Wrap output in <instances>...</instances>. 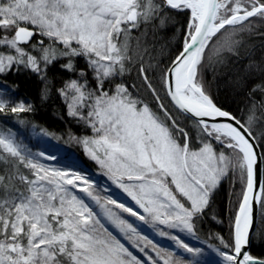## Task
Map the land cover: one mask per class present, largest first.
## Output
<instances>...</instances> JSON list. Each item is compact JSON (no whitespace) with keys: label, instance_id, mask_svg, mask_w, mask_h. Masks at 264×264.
I'll return each mask as SVG.
<instances>
[{"label":"snow or ice","instance_id":"obj_1","mask_svg":"<svg viewBox=\"0 0 264 264\" xmlns=\"http://www.w3.org/2000/svg\"><path fill=\"white\" fill-rule=\"evenodd\" d=\"M167 9L190 11L183 49L162 75L167 96L186 119L196 118L202 134L235 153V162L211 143L198 150L191 147V137L152 86L142 63L138 74L163 116L135 98L123 83H115L111 93L105 90L106 82L113 83L114 77L129 70L126 61L131 58L127 42L119 43L121 33ZM253 17L264 20V0H0V74L22 66L44 79L48 66L65 58L60 67L74 73V58L84 57L95 88L88 87L81 70V79L67 80L60 96L68 114L85 120L95 133L82 141L90 158L142 210L112 198L102 202L85 176L48 168L23 153L10 131L0 134V264H186L158 248L107 205L143 224L195 235L197 214L232 168L239 169L244 188L234 216L233 241L221 239L231 251L216 249L217 255L223 264H264L243 250L253 225V204L264 207L251 142L254 117L250 115L245 125L215 106L197 83L198 66L212 38L226 26L250 25ZM9 107L14 114L32 110L23 102L10 104L0 98V112ZM217 117H226L229 123H208ZM79 193L100 207L103 218ZM112 229L145 257L134 256ZM157 231L192 256L201 253L175 235ZM149 247L155 257L147 253Z\"/></svg>","mask_w":264,"mask_h":264},{"label":"trees","instance_id":"obj_2","mask_svg":"<svg viewBox=\"0 0 264 264\" xmlns=\"http://www.w3.org/2000/svg\"><path fill=\"white\" fill-rule=\"evenodd\" d=\"M155 2L159 3L160 0ZM161 18L165 20L163 24ZM189 20V10L167 9L148 22L141 20L139 26L131 32L121 33L119 43L127 42V55L131 58L130 62L126 61L129 70L123 76L114 77L113 83L106 82L104 87L111 93L115 89V83H123L135 98L148 104L154 113L163 116L151 89L138 74L142 63L148 70L152 86L177 123L191 137V147L198 150L203 143H211L217 152L223 151L235 162V153L223 148L212 137L202 134L193 120L186 119L171 105L165 93L162 75L183 49ZM251 20L253 23L250 25L245 22L244 26L237 25L235 28L226 26L227 30L222 29L212 38L213 42L205 49L198 66L197 83L215 106L235 116L245 125H248L250 115L254 117L251 130L262 155L264 189V20L256 17ZM65 62L66 58L48 66L44 79L22 66L0 74V98L7 99L10 104L23 102L32 109L30 112L14 114L9 107L0 112V134L10 131L23 140L34 134L46 135L63 151L61 157L53 159L51 163L72 170L71 162L66 158H74L82 167L96 172L98 167L91 161L82 143L93 136L92 128L85 120L68 114L66 102L59 93L67 80L81 79V70L86 73L90 89L95 88L96 81L84 57L74 58V73L60 67ZM25 145L32 149L29 143ZM2 167L3 164L0 163V168ZM103 177L101 175L96 184L92 185V190L101 197L102 202L106 199L102 186ZM243 188L239 169H230L213 191L203 212L197 214L193 235L197 244L194 247L199 248L202 253L208 248L231 251L222 246L221 239L229 243L233 241V221ZM107 207L112 208V205ZM146 251L152 257L156 256L150 247ZM248 254L264 261V207L260 204L257 226ZM133 255L141 259L139 254ZM173 258L185 261L186 264H205L195 263L189 257L174 253ZM160 264L163 262L160 261Z\"/></svg>","mask_w":264,"mask_h":264},{"label":"rangeland","instance_id":"obj_3","mask_svg":"<svg viewBox=\"0 0 264 264\" xmlns=\"http://www.w3.org/2000/svg\"><path fill=\"white\" fill-rule=\"evenodd\" d=\"M36 39H40V37H37ZM92 133H93V136H91L90 138H93L95 136V133L93 132V130H92ZM4 134H7V132H5ZM13 138H14L15 142L21 147V150L23 153L31 154V156L35 157V159L39 163L45 165L48 168L63 169L62 167H59V165H56V164L54 165L53 163L50 162L53 159L60 158L61 155L63 154V151L59 146L53 144L46 135L34 134L26 140H23L20 137L18 138L14 135H13ZM27 143H29V146H32L31 150L28 148L27 145H25ZM40 153H43L46 156L54 157V158L44 159L43 156L38 155ZM66 159H67V161L71 162L70 165L72 166L73 169H75V171L73 169L71 170V169H66V168L63 170H66L69 172H75L77 174H81V175L85 176L92 183V185L96 184L98 178L101 175H103L104 181L102 182V186H103V189L106 193V195H105L106 198H112L115 201H117L118 203H123L126 206H128V207H130V208H132L138 212L142 211L141 209L138 208V206L135 204V202L125 192H123L122 189L118 188L116 186V184L113 183V181L106 174L105 169L102 168L96 161L91 160L92 162L95 163V165L98 167V169L96 172H91L89 169L82 167L81 164H79V162H77V160H75L74 158H66ZM62 164L65 165V163H62ZM76 170H79V171H76ZM102 171L104 172V174H101ZM79 195L83 196L84 199L86 200V202L91 205V207L95 210V212L100 213L101 218H103L102 210L100 209V207L98 205L95 204V202L91 201L83 193H79ZM112 209L117 214H120L123 217L127 218L134 225H136V223H138V222L142 223V222L136 220L135 217H130V216H128L127 213H122L120 211V209L115 208L114 205H112ZM144 225H146L147 227H149L153 231V235H152L153 237L152 238H149L147 236L146 237L149 238L150 240H152V242L155 243L157 245V247L160 248L161 250L170 251V252H172L178 256H181V257H183V256L189 257L195 263L199 262V263H205V264H223L222 257L217 255V252L215 249L208 248L206 252H203V253L201 252L197 256H192L190 253H187L183 249L176 246L175 242L172 241L171 239H169L167 236H160L158 234L157 230L164 231L166 233H171L172 235H175L178 239H180L182 242L186 243L188 246L195 248L194 245L197 244L195 242L196 241L195 238L193 237L192 234H189L186 231H180L179 229H169L163 225H155L156 228L153 226H149L148 224H144ZM138 230L141 232L142 235L145 236V234L139 228H138ZM112 231L114 234H116L118 236V238L122 239V241L125 243V245L130 249V251L133 254H137V255L139 254L141 256V259H143L145 257V253H142L138 249L133 248L130 244H128V242L126 240H123V237H120L119 233H117L115 231V229H112ZM147 253L149 254L148 251H147Z\"/></svg>","mask_w":264,"mask_h":264},{"label":"water","instance_id":"obj_4","mask_svg":"<svg viewBox=\"0 0 264 264\" xmlns=\"http://www.w3.org/2000/svg\"><path fill=\"white\" fill-rule=\"evenodd\" d=\"M170 67H171V64L169 65V67L167 68V70ZM173 87H174V84H173ZM164 89H165V93H166V96H167V88L165 87V85H164ZM167 98H168L169 102L171 103L170 97L167 96ZM171 105L175 108V106L172 103H171ZM176 110L179 112L178 109H176ZM180 114L183 115V116H185V114H183V113H180ZM188 115H190V114H188ZM190 119L193 120V121H195L196 118L195 117H192ZM205 119L207 120L208 118H205ZM213 122H215V123H229V121L227 120L226 117H217L215 121L208 120V123L209 124H211ZM251 142L254 143V145H255L254 151L256 152L257 159H258V165L256 167V179H257V184H258L257 191H259L260 189L263 188V160H262L261 151H260V149L258 147V144L256 143L255 139L252 140ZM258 213H259V204L258 203H254L253 204V225H252V227L250 229V233H249V243L243 249L244 251H247V252L249 251L250 243H251V239H252V235H253V233H254V231L256 229V226H257Z\"/></svg>","mask_w":264,"mask_h":264},{"label":"bare ground","instance_id":"obj_5","mask_svg":"<svg viewBox=\"0 0 264 264\" xmlns=\"http://www.w3.org/2000/svg\"><path fill=\"white\" fill-rule=\"evenodd\" d=\"M137 227L145 234V236L152 238L153 236V231L147 227L146 225H144L143 223H136Z\"/></svg>","mask_w":264,"mask_h":264}]
</instances>
